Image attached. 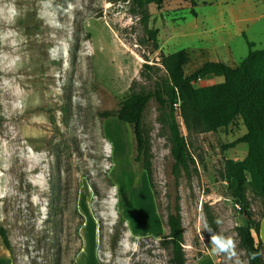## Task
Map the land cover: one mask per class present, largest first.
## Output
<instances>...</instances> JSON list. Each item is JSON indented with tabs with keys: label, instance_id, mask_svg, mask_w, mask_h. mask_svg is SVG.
Masks as SVG:
<instances>
[{
	"label": "rangeland",
	"instance_id": "rangeland-1",
	"mask_svg": "<svg viewBox=\"0 0 264 264\" xmlns=\"http://www.w3.org/2000/svg\"><path fill=\"white\" fill-rule=\"evenodd\" d=\"M191 8L189 0L147 5L154 50L133 0H0V223L10 243L0 238V264H170L161 240L173 159L161 111L151 100L143 116L156 195L146 173L140 183L133 176L128 126L100 114L163 84L162 54L185 49L187 75L208 61L237 66L248 52L242 33L251 49L264 48V0H196L195 15ZM175 114L192 159L178 178L186 264L206 253L217 264H247L238 235L247 210L224 178L225 161L247 152L238 142L242 119L199 132ZM245 179L257 222L264 198Z\"/></svg>",
	"mask_w": 264,
	"mask_h": 264
},
{
	"label": "trees",
	"instance_id": "trees-1",
	"mask_svg": "<svg viewBox=\"0 0 264 264\" xmlns=\"http://www.w3.org/2000/svg\"><path fill=\"white\" fill-rule=\"evenodd\" d=\"M133 1L138 8L147 39L155 50L158 48V30L147 26L149 20L147 5L154 3L159 6L168 0ZM189 1L191 13L195 15L193 7L196 6V0ZM242 36L248 46V52L237 66L233 67L221 61H208L186 75L183 67L188 61L189 54L185 49L162 54L161 64L166 71V81L163 84L152 90L132 91L115 109L100 114L104 118L115 117L128 126L133 176L138 177L140 183L143 173H146L149 186L156 195L151 174V152L143 116L151 100L157 103L161 111L173 159L168 193L171 205L166 217L168 234L161 240L164 245L170 246V264H186V255L182 248L184 237L178 178L181 170L188 172L189 163L192 161L176 120L177 110L180 111L186 128L199 132L216 131L229 125L236 117L242 119L246 132L238 142L247 145V152L240 160L225 161L224 178L232 197L247 210L245 224L238 227L239 244L245 252L247 264H264V245L258 236L259 221L254 222L245 194V175H248L253 192L264 198V48L251 49L254 42L247 40L244 33ZM143 67L147 68L148 64H143ZM207 76H221L223 79L210 85L194 86L199 79ZM91 186L94 194H98L95 183L91 182ZM97 222L98 241L101 244L104 237V220L97 216ZM110 237V242L113 243V233ZM0 238L5 247L10 249L7 231L1 223Z\"/></svg>",
	"mask_w": 264,
	"mask_h": 264
},
{
	"label": "crops",
	"instance_id": "crops-1",
	"mask_svg": "<svg viewBox=\"0 0 264 264\" xmlns=\"http://www.w3.org/2000/svg\"><path fill=\"white\" fill-rule=\"evenodd\" d=\"M258 236H259V239L261 240L262 244L264 245V216H262L259 220ZM74 263L80 264L79 259L77 261L75 260ZM194 264H217V263L210 254L206 253V255L202 256L197 261H195Z\"/></svg>",
	"mask_w": 264,
	"mask_h": 264
},
{
	"label": "water",
	"instance_id": "water-1",
	"mask_svg": "<svg viewBox=\"0 0 264 264\" xmlns=\"http://www.w3.org/2000/svg\"><path fill=\"white\" fill-rule=\"evenodd\" d=\"M85 224V223H84ZM83 249H84V246L82 247V249L80 250V252H82L83 251Z\"/></svg>",
	"mask_w": 264,
	"mask_h": 264
},
{
	"label": "clouds",
	"instance_id": "clouds-1",
	"mask_svg": "<svg viewBox=\"0 0 264 264\" xmlns=\"http://www.w3.org/2000/svg\"><path fill=\"white\" fill-rule=\"evenodd\" d=\"M230 244H231V242H229V245L228 246H230ZM224 247H227V246H224Z\"/></svg>",
	"mask_w": 264,
	"mask_h": 264
}]
</instances>
